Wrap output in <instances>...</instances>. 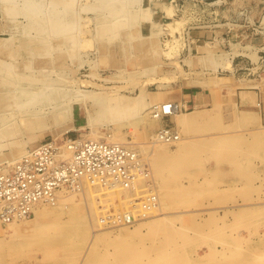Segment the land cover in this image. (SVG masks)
<instances>
[{
    "label": "rangeland",
    "instance_id": "rangeland-1",
    "mask_svg": "<svg viewBox=\"0 0 264 264\" xmlns=\"http://www.w3.org/2000/svg\"><path fill=\"white\" fill-rule=\"evenodd\" d=\"M23 1L16 0L10 4L9 11L14 8L19 11L13 16L5 14L8 9L0 6V42L5 38L11 39L8 47L0 44V78L8 76L15 81L20 76H28L50 80L58 89H67L66 94L71 92L70 85L78 86L81 81H89L105 86L104 95L108 98L112 94L109 90H118L120 94L131 97L144 89L149 101H152V97L156 98L163 91L170 92L182 85L196 84V78L189 74L194 72L190 68H200V75L226 78L225 67L220 70L219 66L222 61L226 64L231 56L229 53H235L236 48L240 47L232 43L248 39L255 45L264 43V0H73L70 6L67 4L69 0H33L42 8L37 18L54 17L56 13V16L68 22L67 29L55 35L39 32L35 28L37 25L29 24V18L34 20L35 15H30L31 7L22 6ZM54 2H59L56 8L52 6ZM111 19L114 22L119 19L117 23H123L125 27L118 24L113 26ZM194 33L201 37L196 38ZM214 33H222L224 38L234 40L220 48L215 42ZM208 42L212 43L211 47ZM203 43L210 48V52L199 51ZM253 49L262 50L258 54L254 51L252 56L257 65V72H254L262 74L264 47L254 46ZM178 65H182V73ZM87 89L93 91L97 87L89 85ZM63 97H66L65 93L58 94L55 103L61 102ZM155 103L158 101L130 111L124 110L119 116L110 118L111 123L96 121L92 134L90 131L93 129L79 130L85 124V112L76 105L72 107L73 131L52 133L49 129L38 128L33 121L31 125L19 119L5 123L0 121V131L12 130L9 141L0 139V170L10 169L28 147L51 138L53 134H56V139H78L81 133H89L90 137L98 133L103 137L108 135L113 141L133 142L128 146L137 150L144 160H150V142H153L162 122L165 123L145 119V114ZM107 104L111 105L109 102ZM94 108H101V105H94ZM176 126L180 138L197 149L186 152L180 158L173 156L162 160L158 175L154 174L149 163L155 188L158 191L162 189L158 194L165 212L163 222L156 229L145 228L132 232L127 238H120L118 232L121 228L131 231L136 224L106 228V235L86 249L91 230L88 228L87 237L81 236L80 229L71 236L66 224L60 223L68 220L67 215H63L65 217L60 222H51L52 227L47 229L49 231L38 234L36 243L26 250H18L14 246L0 250V264H177L173 259L186 260L187 264H240L243 254L247 258H254L252 264H264V178L259 185H254L253 160L247 158L245 136L232 139L227 133L229 128L210 127L209 121L200 116L192 125ZM211 131L215 133L210 134ZM213 140L218 141L216 146L210 142ZM177 143L166 145L170 154L176 152ZM194 143H198V146ZM11 159L14 161L10 165L8 161ZM165 189L169 193L166 197L163 196ZM162 196L165 200H162ZM73 201H78L76 210L80 212L79 209L83 208L81 199L75 196ZM255 206H258L257 209ZM94 216L97 218V212ZM94 216L91 215L92 228L96 226ZM32 218L23 222L28 223ZM87 222L85 218L84 225ZM0 227V233L8 232L6 224H0ZM2 239L3 235L0 234V241ZM159 243L164 245L163 248ZM198 255L203 257L195 259Z\"/></svg>",
    "mask_w": 264,
    "mask_h": 264
},
{
    "label": "bare ground",
    "instance_id": "bare-ground-1",
    "mask_svg": "<svg viewBox=\"0 0 264 264\" xmlns=\"http://www.w3.org/2000/svg\"><path fill=\"white\" fill-rule=\"evenodd\" d=\"M15 1L16 0H0V6L3 5L4 8H7L8 9L5 14H8L10 16H13L16 13H19V11L16 10L15 8L12 11H9L10 4H13ZM72 1L73 0H69V2L67 4L70 6V4H71ZM104 1H106V0H104ZM58 5H59V2H54L52 6H53V8H56ZM22 6H26V7H31L32 8V11H31L30 15H32V14H33V16L35 15V19L33 20V19L29 18L28 21H29V24L30 25L31 24L37 25L35 28L37 30H39V32H48V33L51 32L52 34L55 35V34H59L62 31H65L67 29L66 26L68 25L67 24L68 22H66L62 17L56 16V13H54L55 11L53 12L54 14L51 13V14L55 15L54 17H52V16L49 15L46 19H39V18H37V15L40 14L41 9H42V8H40L41 6L39 4H35L33 2V0H24L23 3H22ZM12 7H14V6H12ZM93 8H95V7H93ZM71 9H72V7H71ZM116 13H118V11H116ZM111 20H113V19H111ZM117 20L118 21H116V22H114V20H113V23L111 22L112 25L113 24L114 25L115 24H118L117 22H119V19H117ZM73 25L74 24H72V26ZM121 25H123V23ZM121 25H119V26H121ZM123 26L125 27V24ZM113 28H115V27H113ZM120 28H122V27H120ZM11 29H14V28H9V30H11ZM71 36H70V41H71V38H72ZM15 38L16 37H14V39ZM52 38H54V36ZM2 40L3 41L0 42V44L8 47V44L11 41L10 37L9 38H5V39H2ZM37 40H39V39H37ZM37 40H34V41L37 42ZM16 42H18V41H16ZM25 44L27 45L28 43H25ZM12 45H13V43H12ZM68 47H69V45H68ZM27 49H28V47H27ZM50 50L51 49H49V51ZM61 52H62V50H61ZM72 52L73 51H71V53ZM208 52H210V51L208 50ZM18 56H17V58H18ZM177 63L178 62H176V64ZM173 64H174V62H173ZM181 66L178 65V67L180 69H181ZM229 68L231 69V67H229ZM172 71H174V70H172ZM182 72H183V70L181 71V73ZM169 76L170 75H168V77ZM75 78H78V77L75 76ZM128 79H130V78H128ZM66 80H68V78ZM104 80L105 81H108L109 78H108V80L107 79H104ZM49 81L48 80H44V79H40V78H35V77H28V76H20V79L19 80H15V81H12L11 79H9L8 76L1 77L0 78V121L5 123V121L19 119V120L25 121L26 123H27V121L30 122V125H31V122L33 121L32 123L35 124L38 128H41V129H49V130H51L52 133L63 132V131L64 132L73 131L75 129V127H74V125L72 123V107L76 105V106H79V107L83 108L84 109V112H85V124H84L83 127H80L79 130H84V128H88V129L92 130L93 127H94V125H96L95 124L96 121L106 120V122L111 123L110 118L112 119L114 117H117V115L118 114H121V112H123L124 110H129L130 111V109L136 108L137 106L144 107V105H148L152 101H157V99L154 98V97H152L153 98L152 101H149L148 96H147V93L145 92L147 90H144V89H140L139 92H137L136 94H134L131 97L125 96L127 94H125V95L120 94L118 92V90H114L113 91V90H109L108 89L109 92H110V94L112 93L111 94V97L108 98L106 95H104V93H106L105 92L106 91L105 86L102 87L100 85H96V84L91 83L89 81H81L78 86H76V85L75 86L74 85H70L71 86L70 88H72V89H70L71 92H69V94H66L65 91H68L67 89H63V90L58 89L57 87L54 86V84H52ZM166 82H168V81H166ZM163 84H166V83H163ZM168 84H170V83H168ZM89 85H91L93 87H97V89L96 90H93V91H90V90L87 89V86H89ZM121 92H123V91H121ZM60 93H65V96L66 97H63V99L61 100V102L55 103L56 102L55 99L57 98L58 94H60ZM108 102L111 103L110 106H108V104H107ZM169 102H171V101H167V102H159L158 101V103H155V104H162V103H169ZM104 103H106L107 105L105 104L103 106ZM94 105L95 106L96 105H98V106L101 105V108L95 109L94 108ZM145 117H146L145 119H147V120H149L150 118L151 119H154L150 115L149 112L147 114H145ZM171 117L174 118L175 120L179 121V120H184V119L188 118V115L186 113H182V112L180 113L179 112V113H176V114L172 115ZM117 121H120V120H117ZM117 121H115V122H117ZM25 122H22V123H25ZM180 122H182V121H180ZM108 123H106V124H108ZM117 123L119 124V122H117ZM28 124H25V125H28ZM112 124H116V123H112ZM30 125H29V127H30ZM97 125H98V122H97ZM29 127H27V128H29ZM100 127H102V126H100ZM174 127L176 128V130H177V132L179 134V131H178L177 127L176 126H174ZM34 130H35V127H34ZM29 131H30V129H29ZM93 132H94V129L92 130V132L90 131L91 134ZM95 133H97V132H95ZM11 134H12V130L11 129L10 130L7 129L6 132L0 131V139H4V140L6 139V140L9 141L10 140L9 137H10ZM98 134H96V135L93 134L90 137L89 133L87 135L84 134V133L83 134L81 133L79 135V137H78V140H86V141L87 140H91V141L102 140V141L109 142V143H118V144H124V145H127V146L128 145H132L131 143H133V142H131V143L124 142V141L116 140V139H114V141H113V139H109V136L108 135L103 137V136H99L100 134L99 135ZM104 134H105V132H104ZM152 134H153V132H152ZM59 136H60V134H59ZM51 137L53 139H56V134H53V136H51ZM116 137H117V135H116ZM179 140L180 141H177L178 142L177 143V150H176V152L174 151L175 153H173V155H172V154H170L171 152L168 150V148L166 146L168 144L161 143V142L156 141L155 140V135H154L153 142L152 143L150 142V144H151V146H150V152H149V150L147 151L150 154V160H145V161H146V163H148V165L150 163V165L152 166V170H153V172H154L155 175L160 174V166H161L160 163L162 162V160H164V159H170L173 156L174 157H177V158H180L184 154H186V152H190L192 150L195 151L197 149V147H195L193 144H192L193 146H191L190 145L191 143L190 144L189 143L186 144V141L184 139H181L180 138ZM134 143H136V142H134ZM7 144L8 143H6V145ZM197 144H195V145H197ZM212 144L215 145L214 142ZM213 149H214V147H213ZM171 151H172V149H171ZM187 155H190V153L187 154ZM148 157H149V155H148ZM142 159L144 160V158H142ZM13 161L14 160L11 159V161H8V163L11 165L13 163ZM4 164H6V162ZM6 165H8V164H6ZM150 165H149V167H150ZM150 171H151V168H150ZM153 172H151V173H153ZM152 177H153V175H152ZM157 177H159V176H157ZM153 180L154 179L152 178V181ZM153 182H155V180ZM158 183H159V181H158ZM161 190L162 189H160V191ZM165 190H166V194L164 193L163 196L166 197V196H168L167 194H169V193L167 192V189H165ZM160 191L156 190L157 195H158V206H157L156 210L154 212H152V214L149 216L150 218L149 217H148L149 219L145 218L146 219L145 221H142L143 220L142 219L141 220L142 222H139L140 220L138 221V223L136 222L135 223L136 226L131 231L125 229L124 227L121 228L119 230V232H118V237H120V238H127V237H129L131 235L132 232L138 231V230H141V229H145V228L146 229H156L163 222L162 220L165 218V212H163V207L164 206L162 207L161 200L159 199L161 197V196L159 197V194H160L159 192ZM162 192H164V189H163ZM63 194H65V193L63 192V193H61L58 196V198H57V200H56V202L54 204H39V205H37L36 208H35V210H34V212H33V215H32L33 218L30 220V222L24 223L23 221L25 219H21V220L13 221L11 223H7L6 225L8 227V232H6V233L5 232L0 233V234L3 235V239L0 241V250H4V248L6 250V247H10L11 248L12 246H14V248H16L18 250H23V251L26 250L30 245H32L33 243H36L35 240H37L36 236L38 234L45 233L48 228L52 227L51 222H58L59 220H61V218H64L65 217V216L63 217V215H67L68 220H66L65 222L64 221L63 222H60L59 221V222L60 223H63V224H66L67 231H69V233H70L71 236L73 234H75L78 229H80L79 230L80 231L79 233L82 234L81 236L83 237L85 235L87 237L89 235L88 234V228H89V230H91L90 237L87 240V247H86V249H88L94 243V241L97 240L99 237H102L103 235H106V232H107L105 230L106 228L121 227V226H103V225H100L99 224L98 219L94 216V213L97 212V206H96L95 203H97V201H98L97 199L99 198V195L98 194H95L94 188L88 186L87 184H85L83 186V189H81L80 191L69 192V193H66L65 195H63ZM67 195H69L70 197L67 196ZM75 196H78L81 199V203L83 204V208L82 209H79L80 212H77V210H76L77 202L78 201L77 202L73 201L74 198H75ZM163 196H162V200H163V198L165 200V197H163ZM162 203H163V201H162ZM244 203H245V201H244ZM82 204H80V205H82ZM257 207H256V209H257ZM236 210H238V208ZM251 210H252V208H251ZM91 215H93L94 218H95V219L93 218V220H94L93 222L96 225L95 228H92L93 226H92V223H91V220H92L91 219ZM85 218H87V220L89 222V223L88 222L86 223L87 226L89 225L90 227H87L86 224L84 225ZM135 224H133V225H135ZM200 225H199V227H200ZM47 231H49V230H47ZM157 233H158V231H157ZM86 234H88V235H86ZM145 236H147V235H145ZM156 236H158V235H156ZM156 238H158V237H156ZM147 239H145V240H147ZM169 239H172V237L169 238ZM240 239L242 240L241 237H240ZM124 240H126V239H124ZM126 245L128 246V244H126ZM163 246L160 247V248H163ZM175 247H176V245H175ZM209 249L210 250H213L214 248L209 247ZM129 250H131V249L129 248ZM121 251H122V249H121ZM138 251H141V250H138ZM1 253H3V252H1ZM122 254H124V253H122ZM126 254H127V252H126ZM243 255H244L243 256V260H242V262L240 264H252L254 262V258L253 257L247 258L245 256V254H243ZM195 257H196L195 259H201L203 256H199L198 255V256H195ZM121 260L123 261L124 259H121ZM131 260H132V257H131ZM175 261H177L180 264H187V262H188L186 260H176V259H173V262L174 263H176ZM125 262H127V260ZM214 262H216V261H214ZM204 263H206V262H204Z\"/></svg>",
    "mask_w": 264,
    "mask_h": 264
},
{
    "label": "built area",
    "instance_id": "built-area-1",
    "mask_svg": "<svg viewBox=\"0 0 264 264\" xmlns=\"http://www.w3.org/2000/svg\"><path fill=\"white\" fill-rule=\"evenodd\" d=\"M191 110L184 103L154 104L150 115L165 121ZM180 136L163 123L155 140L168 145ZM94 188L97 219L103 226H132L158 206L150 167L133 148L102 140L48 138L26 149L7 170H0V224L30 218L37 205L54 204L63 192Z\"/></svg>",
    "mask_w": 264,
    "mask_h": 264
},
{
    "label": "crops",
    "instance_id": "crops-1",
    "mask_svg": "<svg viewBox=\"0 0 264 264\" xmlns=\"http://www.w3.org/2000/svg\"><path fill=\"white\" fill-rule=\"evenodd\" d=\"M213 35L220 48L234 40V38H224L222 33ZM193 36L198 39L201 37L200 34L195 33ZM208 43L211 47L212 43ZM238 44L240 47L236 48L235 53H229L231 56L227 63L222 61L219 66L220 70L225 67L223 71L227 74L226 78L215 79L200 75V68H190V71L194 72H189V74L196 78V84L182 85L179 89L176 88L170 92L163 91L156 99L159 102L184 103L191 109L190 112L186 111L188 118L177 121L170 117L165 120V123H171L174 126H189L194 124L200 116L209 121L210 127L229 128L227 133L232 139L235 136L244 135L248 147L247 158L253 160L254 185H259L260 180L264 178V73L254 72L257 65L252 56L256 51L253 47L257 46L262 49L264 43L255 45L249 39L232 43L233 46H238ZM209 47L203 43L199 51L208 52ZM257 51L258 54L262 50ZM222 79L226 81L222 82ZM200 120L203 122V119ZM213 133L215 132H210V134ZM216 133L227 134L225 131H216ZM210 142H214L215 145L218 143L216 140Z\"/></svg>",
    "mask_w": 264,
    "mask_h": 264
}]
</instances>
